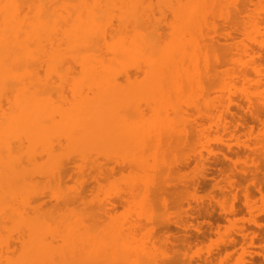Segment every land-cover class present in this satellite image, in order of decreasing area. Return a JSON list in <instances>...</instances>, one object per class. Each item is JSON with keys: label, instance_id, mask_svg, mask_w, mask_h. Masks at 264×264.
I'll use <instances>...</instances> for the list:
<instances>
[{"label": "bare ground", "instance_id": "1", "mask_svg": "<svg viewBox=\"0 0 264 264\" xmlns=\"http://www.w3.org/2000/svg\"><path fill=\"white\" fill-rule=\"evenodd\" d=\"M252 1L253 0H250L249 2H252ZM244 2H247V1H244ZM253 2H255V1H253ZM257 2L258 3L255 5L256 7L254 9H251L252 11L250 9H248V11L245 10V12L246 11L249 12V10H250V12H252V13H250L251 16L248 17V19L246 17V19L248 21L245 20L246 22L245 21L244 22L246 24L244 23L245 25L242 26V25H240V22H238V21H240V19L239 20L237 19L238 16L235 17L234 12L231 13V11H233V10L236 11L237 13L240 12L238 7H240L241 5L238 6L239 5L238 2L235 3L234 0H0V250H2L0 252V264H56V263L60 264L61 259L59 260L57 257H55V256H57V255H55L56 253L53 254L55 250H56V252L58 250H60L59 247L56 248L54 246L55 240L52 241V239H51V238H55L53 236H51V237L48 236V237L50 238L51 242H53V246L55 248V250L52 252L53 255H51L54 257V259H52L53 257L50 258L52 260V263L50 262L51 260L48 261V259H46V254H48V255L50 254V252L46 253V245H47L46 242H50V241H46V239H47L46 233H47L48 229L53 225L55 220L61 219V217H62V215L60 217V214L57 215L58 210H56V208H55L56 204L53 205L52 203H50V204H52L53 207L55 206L54 208L56 210L57 217H54L55 220L53 222L52 221L53 219L48 218V216L46 215L47 214L46 213V203L48 202V201L46 202V196L49 192V191L46 192V190H47L46 189L47 188L46 187V177L49 180V176L53 175L55 172H57V174H58V171H61V170H62L63 174H61V173L60 174L62 176H64V174H65V176L61 177V178L67 177L68 175H66L65 172H67V171L69 172L68 169H70V165L68 166L66 164H71V163L69 162V157H68L69 163H66V164H64L65 162L62 163V160L66 161V159H63L61 157H60L61 161L59 160L60 162H57V160H55L57 163L54 160L51 161V159L53 157L55 158L54 154L57 153V152L54 153V151L59 149V148H55V147H57V145L54 146V140H56L57 138L59 139V137H60V138H63V140L64 139L68 140L69 144L71 142L75 143L76 145L81 144L82 147L78 148L79 150H77L76 152L74 151L73 154L79 155V157L82 158L81 161H83V159H87L88 157L89 158L92 157L93 153H94V155H95V153L97 155V152L101 151V150H99L97 152H95V151L89 152L90 150H88L87 145L88 146L90 144L93 145V143H96L95 141L97 139H98V141L102 140L103 137L107 136L110 133L112 134V130H114V129L120 128V129H118L119 133L117 134L120 136L121 135L120 131L122 130L121 126H122V128L124 126L128 129L129 128V127H127L128 125H125V124L126 123L128 124V122H130L129 120H131V119H135L134 121H137V120L139 121L141 119H145L146 116L141 115V113L143 114V112H139L140 117H138L139 116L138 114H137L138 116L133 117L135 115H134L132 110H129L130 112L128 110H127L128 112H126V110H125V113L123 112L124 114L121 113V115H119L118 117L116 116L117 118H114V119H113V117L111 119H110V117H108L111 114V113L109 114L108 112L111 111L113 104L117 103L119 106L122 105L121 107H123L124 104H125V106H127V103L129 105H131L129 99L132 98L131 94L134 93V91L131 92L129 90L131 92L128 95L129 97L127 95L123 96L124 94L123 95L121 94L123 96L122 97L120 95V92H118L120 96L115 94L116 97H114L113 91L116 88L115 89L110 88V87H112V86L114 87L116 85H119L120 87L124 86L122 84L123 80L131 82V81H129V80L133 79L131 77V73H134L135 80H133V82H131L132 84L130 83V85L135 86V84H138V87L137 86L136 87H137V89H141V90H139L140 92L142 91V89L147 88V87L145 88L144 86H149V87L153 86V88H155V87L160 88L161 85H163V83L166 82V84H168L167 86H169L170 88H173V89H171L173 96L175 95L178 97V95L182 93V91L186 85H187L186 87H190V88H192L193 87L192 85L195 83L196 84L194 86L197 87L196 85L199 84L200 82L206 83L205 85H207L211 81V79H213L212 78L213 75H215L216 73L219 72L218 71L220 69L219 67H221V68L225 67L226 68V66L229 65L228 63L231 62L230 63L231 68L229 65V67H228L229 70L227 71V74L229 76L231 75L234 78V81H235V84H233L234 86H236V84H240V83H243L244 85H248L247 87H249V90L247 89L245 91L246 92L245 96H246L248 103H249V106L251 108V110H250L251 111V114H250L251 118H253L255 120H260V117H262V116H260L259 110L257 111V108H258L257 106L262 107L264 109V0H259ZM231 3H233L234 9L231 8L232 7ZM243 4H246V3H243ZM251 5L254 6V4H251ZM229 8L231 9V11L229 10ZM242 9H244V8H242ZM167 13L169 14L168 16H167ZM240 14H242V13H239V15ZM217 15H219V16L221 15V18L223 19L226 26L229 25L228 27H231L232 29L239 30V31L236 30L237 32H235L234 34L237 33V35H238V33H239L238 36L241 35L242 39L240 40L241 36H240V38L239 37L236 38L237 36L235 35L236 36L235 37L234 34H232L231 32H225L226 31L225 28H223L225 31L222 33V31H221L222 27L219 28L221 24L216 23L217 22L216 20L218 18ZM166 16L168 17L169 20L167 19ZM242 16H240V17H242ZM166 25H168V26H166ZM166 27H168V29H166ZM166 31H169V33L167 34ZM221 38L225 39L224 43L231 40L230 42H232V44H230V46L228 48L230 50L235 51V52L233 51L234 52L233 53L234 56L232 55L233 58L230 55L227 56L226 53H224L225 55L222 54L225 51L221 50L222 53L219 52V50L221 48L220 49L218 48V50H217V44H218L219 40H221ZM228 44H229V42H228ZM228 44H226V45H228ZM228 48L226 49V52L230 51ZM224 50H225V47H224ZM230 53H232V52H230ZM220 54H222V55H220ZM226 57L227 58L231 57L232 60L230 59V61L228 62L229 59L227 60ZM226 63H227V65H225ZM189 72H191V73L189 74ZM225 74H226V72L224 73V75ZM70 75H72V76L74 75L76 77H72ZM140 76L141 77L144 76V78H141ZM139 78H141V79H139ZM216 78H214V79L216 80ZM223 80H224V78H223ZM227 80L223 82V84L225 86L222 85L221 83L219 84L220 81L219 82L217 80L216 81L218 82L217 86L221 85V87L222 86L224 87V88L220 89L221 94L225 95L228 92L227 95H225L226 97H224V100H225V98H226V100L227 99L229 100V101L227 100L229 102V103L227 102L228 105L224 103V102H226V100L223 101L221 99L222 98L221 97L222 95H221V96H219L221 98L218 97L219 99H221L218 102L220 104L218 106V108H221V109H216L217 111L214 110V108H217L215 103H213L214 106H212V102L213 101L215 102V100L213 99V101L211 102L212 96L210 97L209 91L207 89H205L203 86H201V89H200L202 91L201 92L199 91L201 93V95H199V96H201L200 100L198 97V99L196 100V102L199 100L197 102V104L194 105V103H196V102H194L193 105L191 104V107L194 106V108L197 109V112L199 113V116L202 120L200 122L209 121L210 123H208V124L210 125V128L212 127V130L215 131V132L213 131V133H215V136L217 134H219L220 137H221L222 133H225V132L228 133L229 131H232L233 128L235 129L237 125L241 126V127L245 126L242 123V121H245L244 117L237 116L235 114L236 110L232 111L230 109V106L233 104H237V106L239 108H241L243 104L240 103L241 104L240 105L239 104L240 100L232 99L231 97H229V95L231 93L230 89H228V90L226 89L227 91L225 92V88L227 87L225 82H227V84L230 83V81H227ZM207 81H209V82L207 83ZM221 82H222V80H221ZM214 83H215V81H214ZM231 83H232V81H231ZM124 84H125V82H124ZM163 86H165V85H163ZM208 86H210V85H208ZM64 87L67 88L68 90H69V88L71 90H73L72 91L73 97L67 98V96L65 94L66 92H63V94H65V95H63L61 93V90ZM120 87L117 86V88H118L117 91L120 90ZM164 88L166 89V87H164ZM206 88H207V86H206ZM54 89H55V92L58 91L57 93L59 95L58 94L57 95L59 96L60 100L58 98L57 101H58V103L59 102L61 103V104L59 103L60 105L57 104L56 102H55V104L54 103L49 104V102H48V99H49L48 96L51 94L53 96ZM158 90H157L158 93L155 91L154 92L158 94V97L160 96V99H158V100L160 102H163L162 107L171 108V106H172V109H170V110L173 111L172 112L173 114H171V115H174L173 117H174V120L176 122L179 120L181 121L180 118H181L182 114H180V113H182V112L184 113V109L186 108L187 105L185 106V108L182 105L183 107L181 108V106H180L181 102H179L180 105L178 104V102H172L171 101L172 95H170V94L165 95L164 92H166L167 90L164 92L162 91L163 89L162 90L158 89ZM124 91H126V90H124ZM135 91H137L136 88H135ZM189 91H191V90H189ZM67 92L69 94V95L68 94L67 95L70 96L71 92L70 91H67ZM160 92L162 93L161 95H160ZM211 92H214L213 89ZM115 93H117V92H115ZM111 94H113V96ZM54 96L57 97L56 94ZM130 96H131V98H130ZM124 97H125V99H124ZM127 98H129V99H127ZM151 98H152V96H151ZM133 99H134V95H133L132 101H133ZM128 100H129V102H127ZM141 100H143V99H141ZM155 100H157L156 97H155ZM174 100H178V99L176 98ZM182 100L183 99L180 100V98H179L178 101H182ZM50 101H52V99ZM137 101L139 103V100H137ZM134 103H133V105H134ZM172 103L173 104L175 103V106H176V104H178V105L176 107H173L174 105ZM133 105H131V106H133ZM210 105L212 108L210 107ZM150 108H152V107H150ZM150 108L148 110H151ZM185 110H187V109H185ZM261 111H263V110H261ZM115 112H116V110H115ZM169 112L171 113V111H169ZM232 112H234V113H232ZM128 113H131V114L133 113V114L132 115L131 114L126 115ZM164 113H165V111H164ZM191 113H192V111H191ZM144 114H146V113H144ZM187 115H188V113H187ZM130 116H132V117H130ZM143 116H145V118ZM162 116H164V115H162ZM168 116L170 117L169 113L167 116H164V117H168ZM183 116H184V114H183ZM137 117H138V119L136 120ZM115 119H116L117 123L112 122V120H115ZM236 119L240 122L238 123V121H237V125L235 126L232 121H234ZM166 120H168V119H166ZM110 121L112 123H114L115 125L114 124L111 125ZM131 121H133V120H131ZM182 121H183V119H182ZM187 122L188 121H186V123ZM190 122H188V123H190ZM154 123H155V121H154ZM162 123L164 124V121ZM129 124H131V122ZM169 124H171V123L169 122ZM166 125L167 124H165L164 126H166ZM173 125H174V122H173ZM233 125L235 127H233ZM133 126H134V124H133ZM174 126H177V125H174ZM186 127H188V126H186ZM162 128L165 129V127H162ZM179 128L180 127H178L177 129H179ZM190 128H188V129H190ZM201 128H203V127L201 126ZM127 129H126V131H127ZM138 129H137V131H138ZM163 129H161V130L164 131ZM166 129H167V127H166ZM166 129H165V132L166 131L168 132V130H170V129H167V130ZM188 129H187V131H188ZM209 129L207 131H209ZM212 130L210 132H212ZM155 131H156V129H155ZM178 131H180V130H178ZM203 131H206V130L203 129ZM131 133H132V131H131ZM145 133H144V137H145V135H147V132H145ZM178 133L179 132H177V135H178ZM135 134H137V133H135ZM138 134H140V133H138ZM160 134H162V133L160 132ZM155 135L156 134H154L153 136H155ZM185 135H186V133H185ZM201 135H202V132H201ZM213 135L214 134H212L211 136H213ZM219 135H218V137H219ZM142 136H143V134H142ZM142 136H141L142 139L140 141V144L142 146L140 145V147L145 148V144L148 141H146V143H145V140ZM151 136H152V134H151ZM173 136L175 137L176 135H173ZM148 137L151 139L150 136H148ZM148 137H146V138L149 139ZM155 137H157V135ZM169 137H170V134H169ZM187 137H188V135H187ZM209 137H210V135H209ZM160 138H162V137H160ZM122 139H123V137H122ZM169 139H171V138H169ZM72 143H71V145H72ZM260 143H261V141H260ZM260 143L258 145H260ZM262 143H264V142H262ZM58 144H60V143H58ZM166 144H168V143H166ZM66 145H67V143H66ZM100 146L102 147L101 144H100ZM111 146H112V144H111ZM115 146H117V145H115ZM123 146H124V143H123ZM167 146H166V148L168 149L169 146L168 147ZM64 147H65V145H64ZM70 147H72V146H70ZM159 147H160V145H159ZM146 148H147V145H146ZM161 148H163V147H161ZM93 149H95V147ZM139 150L140 149H138L137 151H139ZM153 150H155V149L153 148ZM119 151L121 152V150H119ZM119 151H117V152H119ZM140 151H142V150H140ZM144 151H146V150H144ZM170 151H171V149H170ZM110 152L111 151H109V153ZM113 152H115V150ZM135 152H136V150H135ZM157 152H158V150H157ZM160 152H162V151H160ZM160 152H158V154ZM105 153H107V152H105ZM109 153H107V156L109 155ZM142 153H144V152H142ZM142 153H139V154H142ZM149 153L150 152H148L147 154H149ZM58 154H60V153L58 152ZM117 154H119V153H117ZM145 154L146 153H144V155ZM161 154H163V153H161ZM76 155L74 157H77ZM149 155H151V154H149ZM172 156L174 157V155H172ZM111 157H113V156H111ZM138 157H139V155H138ZM159 157H160V155H159ZM164 157H165V154H164ZM56 158L58 159V155ZM114 158H115V156H114ZM139 158H141V157H139ZM148 158H149V156H148ZM88 160H87V162H88ZM91 160H92V158H91ZM143 160H141V162ZM107 161H108V164L111 163V161H109V160H107ZM120 161H121V159H120ZM146 161H143V162L147 163ZM161 161H162V159H159V163ZM51 162H53V164H51ZM92 162L96 163L93 160H92ZM92 162H91V164H92ZM150 162H151V160H150ZM106 163L107 162H105V164H103V165L106 166ZM145 163H143L142 166H144ZM98 164H100V163L98 162ZM114 164H117V163H114ZM132 164L129 165V163H128L129 166H131ZM134 164H135V166H137L135 168L141 167V169L139 171L143 173L144 170H142L143 169L142 166L138 167V165H140V164H137V162H134ZM162 164H165V163H162ZM62 165H66L69 168H67L66 166H62ZM87 165H89V164H87ZM82 166L83 165H81V167ZM98 166L100 167L101 165H98ZM146 166L148 167V165H146ZM157 166H159V164H157ZM79 167L80 166H78V167L76 166L77 169ZM167 167H168V165H167ZM64 168H66L67 170ZM76 168H75V170H76ZM104 168H106V167H104ZM117 168H119V167H117ZM132 168H134V166ZM63 169L66 171L63 172L64 171ZM95 169H96V167H95ZM97 170L99 171V173L96 172L98 174L103 173V171H104L103 168L101 169V172L98 168H97ZM131 170L132 169H130V171ZM146 170H148V168ZM146 170H145V172H147ZM161 170H162V168H161ZM83 172H82V174H83ZM108 172L109 173L111 172V171H109V168H108ZM148 172H150V171H148ZM170 172L172 173L173 171H170ZM75 173H77V170ZM78 173H80V172H78ZM134 173H135V171H134ZM92 174H93V172H92ZM157 174L159 175V173H157ZM102 175L103 174H101V176ZM104 175H105V173H104ZM172 175H174V174H172ZM57 176H55V178ZM81 176H83V175H81ZM155 176H157V175H155ZM95 177H97V176H95ZM168 177H166V178H168ZM50 178L54 179V177H52V176ZM95 179H94V181H96ZM63 180H62V182H63ZM69 180H71V179L69 178ZM89 180H90V178H89ZM97 180H98V178H97ZM51 181H52V179H51ZM65 181H66V178H65L64 182ZM77 181L73 180V182H77ZM84 181H87V180H83V182ZM100 181H102V180H100ZM52 182H54V181H52ZM62 182H61V184H62ZM85 183H87V182L81 183V185L82 184L84 185ZM126 184L128 185V183H126ZM64 185H65V183H64ZM83 185H82V187H83ZM89 185L90 184H88L86 186V184H85V186L83 188L80 187L81 191H83V192H78L79 194L75 193V195L76 196L79 195L81 198V195H80L81 193L83 194L84 192H87V191H89V193H90L92 190L90 189ZM132 186L134 187L135 185H132ZM52 187H54V186L52 185ZM60 187H59V189H60ZM87 187H89L88 190L84 191L87 189ZM78 188H79V186H78ZM122 188H123V186H122ZM49 189H51V188H49ZM55 189H56V187H55ZM77 189H74V190L76 191ZM95 189H96V187L94 188V190ZM149 190H150V188H149ZM62 191H64V190H62ZM78 191H80V190H78ZM261 191H262V189H261ZM68 193H66L67 198H69L72 195V193H70V195H68ZM73 193H74V191H73ZM135 193H136V191H135ZM140 193L141 192H139V194ZM150 194H151V192H150ZM61 195L63 196L62 198L64 199V197H66L65 191L63 194L61 193ZM75 195L73 197H75ZM82 196L84 197L85 195L83 194ZM96 197H99V196H96ZM96 197H94V198H96ZM124 197L125 196H123V198ZM136 197H137V195H136ZM71 198L67 199L68 204L65 203V202H67V201H65L66 199H64V201L60 199L61 202L59 204H57V206L58 205L64 206V204H65V207H66V205L69 206L68 208H65V209L71 208L70 203L74 202L73 198H72L73 201L70 200ZM75 198H77V197H75ZM80 198L78 197L77 199H75V201L79 200ZM96 199H98V198H96ZM85 200H87V199H85ZM85 200H83L84 202H82V204L85 203ZM105 200H107V199H105ZM95 201H97V200H95ZM120 201H121V199H120ZM130 201H133V200H130ZM53 203H55V200ZM74 203H76V202H74ZM74 203L72 205H74ZM80 203H81V201H80ZM93 203H94V201H93ZM124 203H125V201H124ZM86 205H84V206H86ZM47 206H48V204H47ZM78 206L79 205H77V207ZM94 206H96V205H94ZM53 207H51V208H53ZM77 207H75V209L79 210L80 208L78 209ZM91 208L93 209V207H91ZM97 208L99 210V205ZM102 208L100 210H102ZM60 209H62V208H60ZM75 209H72V210L76 211ZM88 209L90 210V207ZM95 209H96V207H95ZM95 209H93V212H92L93 215L94 214L96 215V213L99 212V211L97 212V209L95 211ZM62 210H59V211L62 212ZM83 210H85V209H83ZM89 210H87V212ZM48 211H49V209H48ZM105 211H106V209H105ZM53 212H52V214H54ZM76 213H78V212H76ZM155 213H156V211H155ZM162 213H160V214H162ZM74 214L75 213H73V215ZM79 214L84 215L82 213H79ZM89 214H90V212H89ZM89 214H88V216L95 217V219H96L95 215L93 216V215H91V214L89 215ZM106 214H108V212ZM56 215H54V216H56ZM100 215L101 214H99L97 216H100ZM108 215L110 216V213ZM104 216H106V215H104ZM109 216H107V217L109 218ZM51 217H53V216H51ZM63 217H64V214H63ZM68 217L70 218V216H68ZM82 217H84V216H82ZM92 217H90V218H92ZM50 219L53 223L50 224V227L48 228V226L46 225V221L49 222ZM66 219L68 220L67 217H66ZM88 219H87V221H88ZM156 219H158V218H156ZM94 220H93V222H94ZM111 220H113V219L109 218L108 221L111 222ZM51 221H50V223H51ZM57 221H59V220H57ZM61 221L64 222L63 220H61ZM61 221H60V224L62 223ZM82 221H80V222L78 221L76 223L78 228L80 225L79 223H81ZM102 221H103V219H102ZM66 222H68V221H66ZM97 222L98 221L95 222L96 226L94 224H92L94 227H92V228L90 227L91 229L89 228L88 224H86L88 226V231H91L92 234H93V231H92L93 229L95 230L96 228L98 229L100 227L101 222L100 223H97ZM155 222H156V220H155ZM157 222H158V220H157ZM73 223H71V224H73ZM83 223H84V221H83ZM56 224H58V222ZM56 224H54V225H56ZM68 224H70V221L68 223H66L65 225L67 226ZM98 224H99V227H97ZM108 224L109 223L107 222V224H105V225L107 226ZM144 224H145V222H144ZM61 225L62 226L57 225V227H58L57 229H59V227L60 228L63 227L64 223H62ZM74 225H75V223L73 224V228H74ZM92 225H90V226H92ZM252 225H254V224H252ZM84 226L85 225H83L80 228H83ZM87 226L84 227L85 231H87L86 230ZM104 227L105 226H103V228ZM63 228L65 229V226ZM63 228H61V230H64ZM145 228H146V226H145ZM68 229H70V228L68 227ZM52 230H54V229L52 228ZM61 230L59 229V231L62 232V235L60 233V236L62 237L65 233H63V231H61ZM73 230L75 231V229H73ZM81 231H83V229ZM81 231H80V234L83 233L82 234L83 236H84V234H85V236L87 234H89L87 232H81ZM96 231L97 230H95V232ZM109 231H110V233L112 232L111 229ZM109 231H107V232L105 231L106 234H108ZM52 232L54 233L55 230ZM70 232H71V230H70ZM70 232L66 233L69 236V238L71 236V234L69 235ZM110 233H109V235H110ZM73 234H75V232ZM80 234L78 233L79 236H80ZM103 234L105 235V233H103ZM103 234H102V238H103ZM99 235L101 236V233ZM54 236H55V234H54ZM65 236L62 237L65 239V242L63 243L64 247H62L63 253L65 250H67V248H66L67 245H65V243L67 242V244H68L67 240H69V238H67V240H66ZM73 236L74 235H72V237ZM83 236L82 237L80 236V239H75V237H77V236H74V238H72V237L71 238L74 239L73 240L74 242H78L80 240H83V242H84L85 240H88V238H85V236H84L85 240L82 239ZM89 237H91V236H89ZM122 237H121V239H122ZM125 237H127V236H125ZM125 237H124V240L126 239ZM93 238H94V236L92 237V239ZM100 238H98V239L100 240ZM129 238L127 239V241L129 240ZM138 239H140V238H138ZM76 240H78V241H76ZM93 240L95 243L93 241H91V242H93L95 245L97 242L99 243V240H97V239H96L97 241H95V239H93ZM103 240H108V238L107 239L103 238ZM59 241L60 240H58V242ZM58 242L56 240L57 244H58ZM101 242H102V239L100 241V245L103 246L105 243H101ZM114 243L112 242V244H114ZM81 244L83 245V243H81ZM81 244L79 243L77 245V243H76V245L79 247V249H77V250L81 249ZM84 244L87 245L86 243H84ZM108 244H106V246H109L111 244V242L109 245ZM68 245L70 246V244H68ZM85 245H83L84 248H85ZM74 246H75V244H74ZM77 246H76V248H77ZM122 246H124V245H122ZM99 247L100 246H98V248ZM116 247L120 248L121 246L119 244V246L116 245ZM69 248H68V250H69ZM76 248H75V252L77 253ZM98 251L99 250H97V253H98ZM69 252L70 251H68V253ZM71 252H73V251H71ZM78 252H80L79 253V257H80L81 251H78ZM120 252H122V251H120ZM68 253L65 252V255ZM76 253L74 254V256H76ZM2 254H4V255H2ZM116 254L118 255L117 251H116ZM58 255H60V254H58ZM65 255H64V257H65L66 262H64L65 260H62L61 264H64V263L69 264L68 261L69 260L71 261V259H72L71 262L73 264L75 261V260H73V257L67 258L66 257L67 255L66 256ZM103 255H104V253H103ZM68 256H69V254H68ZM82 256H83V253H82ZM106 256H105V258H106ZM134 256H135V254H134ZM180 256H181V253H180ZM115 257H116V255H115ZM66 258L69 260H67ZM74 258H76V257H74ZM88 259H89V257H88ZM56 260H57V262H56ZM78 260L79 259H77V262L75 264H78ZM94 261H96L98 263L97 259L94 260V258H93V260L90 261L91 264H97ZM148 261H146V262L144 261L145 264ZM101 262H99L98 264H101ZM138 262H140V261H138ZM163 263H165V261ZM187 263H185V264H187ZM238 263L239 264H247V261L242 259V260H239ZM81 264H83V262ZM178 264H180V262Z\"/></svg>", "mask_w": 264, "mask_h": 264}, {"label": "rangeland", "instance_id": "2", "mask_svg": "<svg viewBox=\"0 0 264 264\" xmlns=\"http://www.w3.org/2000/svg\"><path fill=\"white\" fill-rule=\"evenodd\" d=\"M234 1H235V3L238 2V4H239L238 6H240V5L242 6V7L241 6L238 7L239 11H240L239 13H242V14L239 15V13H237L236 11L233 10L234 9V6H233L234 2L231 3L232 4L231 8H233L232 9L233 11H231L230 8H229V10L231 11V13L234 12L235 17L238 16L237 19L238 20L240 19V21H238V22H240V25L244 26L246 24L245 20H247L248 17L251 16L250 13H252V12H250V10L254 9L256 7L255 5L258 3L257 1H259V0H257V1L253 0L255 2H253V1L249 2L250 0H237V1L234 0ZM244 1H247L248 3L244 2ZM243 3H246V4H243ZM251 4H254V6ZM242 8H244V9H242ZM248 9H250L249 12H247ZM245 10H247L246 11L247 13L245 12ZM168 13H167V16L169 15ZM240 16H242V17H240ZM217 17L218 18L216 20L217 21L216 23L221 24L219 28L222 27L221 28L222 33L225 31L223 28L226 29L225 32H231L232 34L239 31L237 29H232L231 27H228L229 25L226 26L223 19L221 18V15L220 16L217 15ZM246 17H247V19H246ZM167 19H168V17H167ZM166 26H168V25H166ZM166 29H168V27H166ZM166 33L168 34L169 31H166ZM238 35H239V33H238ZM238 35H237V33L234 34V36L236 38H238V37L240 38L241 35L240 36H238ZM241 39H242V36H241L240 40ZM224 41H225V39L221 38V40H219L218 44L216 43L217 44V50H218V48L219 49L221 48L219 50V52H221V50L225 51V52H223V53L221 52V53L222 54L226 53L227 56L230 55L233 58V56H234L233 53L235 51L230 50L228 48L230 46V44H232V42H230L231 40L227 41L225 43H224ZM228 42H229V44H228ZM226 44H228V45H226ZM224 47H225V50H224ZM227 48L230 51L226 52ZM230 52H232V53H230ZM222 54H220V55H222ZM231 57H228V58L226 57L227 60L229 59L228 62L230 61V59L232 60ZM230 63H228V64L230 65ZM225 65H227V63ZM229 65L226 66V68L225 67H223V68L219 67L220 69L218 71L220 73L219 72L216 73L215 75H213L212 78L214 79L217 77L218 79L216 78V80L218 82L220 81L219 84L221 83L222 85H224L223 82L226 81L227 79H228L227 81H230V83L232 81L231 84L228 82L230 85L227 84V82H225L226 86H227L225 88V92L228 89H230L231 93H230L229 97H231L232 99H238V100H240L239 104L240 103L243 104L241 108H239L237 106V104H233L230 106V109L232 111L236 110L235 114L237 116L244 117L245 121H242V123L245 126H243V127L238 126L237 125L238 120L236 119V120L232 121L235 126L237 125L236 128L235 129L233 128V130L231 129L232 131H229L228 133L227 132L222 133L221 137L219 134H217L216 136L218 137V135H219V137H218L219 139L215 136V133H213L214 130H212V127L210 128V125L208 124L210 122L209 121L200 122L202 120L199 116V113L197 112V109H195L194 106H192L193 108L191 107V104L193 105V103L196 102L198 97L200 100L201 96H199V95H201L200 92L202 91L200 89H201V86H203L205 89H207L209 91L210 97L212 96L211 102L213 101V99L215 100V102L214 101L212 102V106H214L213 103H215V105L217 106V108H214V110L221 109V108H218V106L220 105L218 102L221 99L223 101H225L226 98L224 100V97H226L225 95H227L228 92L225 95L221 94L220 89H222L224 87L223 86L221 87V85L217 86L218 82L215 79L214 80L211 79L210 82L207 81V83L208 82L210 83V84L208 83L207 85H205L206 83H201V82L200 83L198 82L199 84L196 85L197 87L194 86L196 83L192 85L193 86L192 88L186 87L187 86L186 85L183 89L184 92L182 91V93L179 94L177 97L175 95L173 96L172 91H171V89H173V88H170L169 86H167L168 84H166V82L163 83V85H165V86L161 85L160 88H157L155 86H154L155 88H153V86H150V87L144 86L145 88L146 87L147 88L142 89V91L140 92L139 90H141V89H137L138 84L134 83L135 86L130 85V83L133 82V80H135L134 73H131V77L133 78V79L131 78L132 80H129L131 82H128L126 80H123V81L121 80L122 84L124 86L120 87L119 85H116V86H114V87L112 86L110 88L111 89L116 88L115 89L116 91L113 89L114 90L113 91L114 97H116V95H119L118 92H120V95L124 94L123 96H126V95L128 96L131 92L134 91V93L131 94L132 98L134 95L133 101H132L131 96H130L131 99L127 98L130 100L131 105H133V103L135 102L134 105L131 106L127 103V106H125V104H124L125 107L124 106L121 107L122 105L119 106L117 103H115L117 106L115 104L112 105L111 111L108 112L109 114L110 113L111 114L110 115L108 114L109 115L108 117H110V119L113 117V119H114V118H117L119 115H121V113H123V112L125 113V110H126V112H128L129 110H132L134 115H135L133 117L138 116L140 114L139 112H143V114L141 113V115H145L146 118H145V116H143L145 119H141V120H139L140 121L139 122L137 120L138 117H140V115H139L136 118V120L138 122L134 121L135 119H131V120H133V121L129 120L131 122V124H129L130 122H128V124L127 123L125 124V125H128L127 126V127H129L128 129L124 126L122 128V126H121L122 130L120 131V134H121L120 136L117 135L119 133L118 129H120V128L114 129V130H112V134L111 133L108 134L107 136L103 137L102 140L98 141V139H97L95 141L96 143L92 142L93 145L92 144H90L89 146L87 145L88 150H90L89 152H93V151L97 152L99 150H101L102 152L101 151H99L100 153L97 152V155L95 153L96 156L93 153L92 157H90V158L88 157L87 159H83V161H81L82 158H80L79 155L73 154L74 151L76 152L77 150H79L78 148L82 147L81 144L76 145L75 143L71 142L72 143V145H71V143L70 144L68 143V140H65V139L63 140V138H60V137H59V139L61 141L58 138H57L58 140L57 139L54 140V146L57 145V147H55V148H59V149L54 151V153L57 152L56 154H54V156L56 158L58 155V159L57 158L55 159L53 157L51 159V161L57 160V162H60L61 161L60 157H61L63 159H66V161L62 160V163L65 162L64 164H66V163L70 162L72 165L66 164L68 166L70 165V169H68L69 172L67 171L68 173L65 172L67 170L66 168H64L66 170L63 169L64 170L63 172H65L66 175H68L67 177H65L66 178L65 182H64L65 178H61V177L65 176V174H64V176L61 175V174H63L62 170L58 171V174H57V172H55L53 175H51L52 177H54L55 180L53 178H50L51 176H49V180L46 177V187H47L46 192L49 191L48 194L46 193L48 196V197L46 196V202L47 201L49 202V203L48 202L46 203V213H47L46 215L48 216V218L53 219L52 220L53 222L55 220L54 217H57L58 214H60V217L62 215L61 219L56 218L59 221L55 220L54 223L51 221V219L49 220V222L46 221V225L48 226V228L50 227V224L53 223V225L48 229V231L46 233V238H47L46 241H50V242H46V244H47L46 245V253L50 252L49 255L46 254V259H48V261L51 260L50 258L53 257L51 255L56 253L55 255H57V256H55V257H57L59 260L61 259L60 261L62 262V260H65V257H64L65 252L68 253V251H70L68 253L69 256H68V254H66L67 256L66 255L65 256L67 258L73 257V260H75L73 264H75L77 262V259L80 260V261L78 260V264H81L82 262H83V264H87L88 262H89L88 264H91L90 261L93 260V258H94V260L97 259L98 263L102 261L103 263L101 262V264H107L108 262H109L108 264H118V263L119 264H145V262L148 260L149 261L146 264H158V263L159 264H171V263L172 264H175V263L178 264L179 262H180V264H185L187 262H188L187 264H239L238 261L242 260V259L246 260L247 264H264V143H262V142H264V109L262 107L257 106L258 107L257 111L259 110L260 116H262V117H260V120L262 122L260 120H255V119L251 118V115H250L251 114V111H250L251 108H250L248 100L245 96V93H246L245 91L247 89L249 90V87H247L248 85H244L243 83L236 84V86L233 85V84H235L234 78L231 75H230L231 76L230 77L227 74V71L229 70L228 69ZM230 68H231V65H230ZM225 72H226V74L224 75ZM190 73L191 72H189V74ZM70 76H72V75H70ZM72 77H76V76L73 75ZM141 78H144V76ZM141 78H139V79H141ZM223 78H224V80H223ZM221 80H222V82H221ZM214 81H215V83H214ZM124 82H125V84H124ZM208 85H210V86H208ZM117 86L120 87L119 91H117L118 90ZM206 86H207V88H206ZM134 87L136 88L137 91H135ZM164 87H166V89ZM211 88L213 89L214 92H211L212 91ZM158 89H161V90L163 89L162 90L163 92L167 90L169 93L166 91V92H164L165 95H167V94L172 95L171 96L172 102H178L179 105H180L179 102H181V105H180L181 108L183 106L185 108V106L187 105L185 108L187 110L184 109V113L182 111H181L182 113H180V114H182V116L180 118L181 121L179 120L176 122L174 120V117H173L174 115H171V114H173L172 113L173 111L170 110V109H172V106H171V108L162 107L163 102H160L158 100V99H160V96L158 97V94H157ZM66 90L71 92L70 96H68L69 94ZM124 90H126V91H124ZM189 90H191V91H189ZM72 91L73 90H71L70 88L68 90L67 88L64 87L61 90V93L63 94V92H66L65 94H66L67 98L68 97L71 98V97H73ZM154 91L157 93H155ZM57 92L58 91L55 92V89H54V93L57 96V97H55L54 96L55 94L53 93V96L55 98L52 96V94L48 96V98L50 100L52 99V101H50L48 99L49 104H53V103L55 104V102L57 104L60 103V102L58 103V101H57L59 98V96H58L59 94ZM115 92H117V93H115ZM161 92H160V95L162 94ZM65 94H63V95H65ZM113 94H111V95L113 96ZM151 96H152V98H151ZM219 96H221L222 98ZM155 97L157 100H155ZM218 97L221 99H219ZM176 98L178 100H179V98H180V100L181 99H183V100L182 101L174 100ZM124 99H125V97H124ZM141 99H143V100H141ZM59 100H60V98H59ZM129 100L127 102H129ZM137 100H139L140 104L138 103ZM227 100L224 103L228 105L229 100L228 101ZM197 102L194 103V105L197 104ZM178 104H176V106ZM173 105H174L173 107H176L175 103ZM150 107H152V108H150ZM210 107H211V105H210ZM135 108L137 110L139 109L140 111L139 110L137 111ZM149 108L151 110H148ZM115 110H116V112H115ZM261 110H263V111H261ZM164 111H165V113H164ZM169 111H171V113ZM191 111H192V113H191ZM144 113H146V114H144ZM168 113H169L170 117L169 116L164 117V116H167ZM187 113H188V115H187ZM232 113H234V112H232ZM129 114H131V113H128L126 115H129ZM183 114H184V116H183ZM162 115H164V116H162ZM130 117H132V116H130ZM161 119L164 121V124L162 123L163 121ZM166 119H168V120H166ZM182 119H183V121H182ZM154 121H155V123H154ZM186 121H188V122L191 121V122L190 123L187 122L188 123L187 124ZM112 122L115 123L116 119L112 120ZM112 122L110 123L111 125L114 124ZM169 122L171 124H169ZM173 122H174V125H177V126H174ZM239 122L240 121H238V123ZM133 124H134V126H133ZM165 124H167V125L164 126ZM234 125H233V127H235ZM186 126H188V127H186ZM201 126L203 128H201ZM162 127H165V129L167 127V129H170L171 131L168 130L169 133L167 131L165 132V129H163ZM178 127H180V128L177 129ZM160 128L163 129L164 131H162ZM188 128H190L191 130ZM126 129H127V131H126ZM137 129H138V131H137ZM155 129H156V131H155ZM187 129H188V131H187ZM203 129L206 131H203ZM208 129H209V131H207ZM178 130H180V131H178ZM211 130H212V132H210ZM131 131H132V133H131ZM144 131L147 132V135H145V137H144V133H145ZM160 132L162 134H160ZM177 132H179L180 134L178 133V135H177ZM184 132L186 133V135ZM201 132H202V135H201ZM135 133H137V134H135ZM138 133H140L141 135ZM142 134H143V136H142ZM151 134H152V136H151ZM154 134H156L157 137H155L156 135L153 136ZM169 134H170V137H169ZM212 134H214V135L211 136ZM173 135H176V136L174 137ZM187 135H188V137H187ZM209 135H210V137H209ZM141 136L144 138L145 143H146V141H148L145 144V148L140 147V145H141L140 141L142 139ZM148 136H150L151 139ZM122 137H123V139H122ZM146 137H148L149 139H147ZM160 137H162V138H160ZM169 138H171V139H169ZM260 141H261V143H260ZM58 143H60V144H58ZM66 143H67V145H66ZM123 143H124V146H123ZM166 143H168V144H166ZM259 143H260V145H258ZM100 144L102 145V147L100 146ZM111 144H112V146H111ZM64 145H65V147H64ZM69 145L72 147H70ZM115 145H117V146H115ZM146 145H147V148H146ZM159 145H160V147H159ZM166 146L168 147L169 150L166 148ZM94 147H95V149H93ZM161 147H163V148H161ZM153 148L155 150H153ZM138 149H140L142 151H140V150L137 151ZM170 149H171V151H170ZM114 150H115V152H113ZM119 150H121V152ZM135 150H136V152H135ZM144 150H146V151H144ZM157 150H158V152H160V151H162V152H160L158 154ZM109 151H111V152L109 153ZM117 151H119V152H117ZM58 152L61 155L58 154ZM105 152L109 153V155L107 156V153H105ZM142 152H144L146 154L144 155V153H142ZM148 152H150L149 154H151V155L147 154ZM117 153H119V154H117ZM139 153H142V154H139ZM161 153H163V154H161ZM164 154H165V157H164ZM75 155L77 157H74ZM138 155L141 158H139ZM147 155L149 156L150 159L148 158ZM159 155H160V157H159ZM172 155H174V157ZM111 156H113V157H111ZM114 156H115V158H114ZM68 157H69V162H68ZM91 158L96 163L92 162ZM158 158L162 159V161L160 163H159ZM120 159H121V161H120ZM140 159L141 160L144 159L143 161L147 160L146 161L147 163L142 161L143 163H145V165L142 166L143 163L141 162ZM87 160H88V162H87ZM107 160L111 161L112 164L111 163L108 164ZM150 160H151V162H150ZM97 161L100 164H98ZM91 162H92V164H91ZM105 162H107L106 166L103 165V164H105ZM113 162L117 163V164H114ZM134 162H137V164H140V165H138V167L142 166V168H143L142 170H144L143 173L139 171L141 169V167L135 168L137 166H135L136 163L134 164ZM128 163H129V165L132 163L133 164L131 166H129ZM162 163H165V164H162ZM51 164H53V162H51ZM87 164H89V165H87ZM157 164H159V166H157ZM66 165H62V166H66ZM81 165H83V166L81 167ZM98 165H101V166L99 167ZM146 165H148V167ZM167 165H168V167H167ZM76 166L77 167L80 166L81 168L79 167L77 169ZM133 166H134V168H132ZM95 167H96V169H95ZM104 167H106V168H104ZM117 167H119V168H117ZM67 168H69V167H67ZM75 168L77 170V173H75L76 172ZM97 168L100 170V172H101V169L103 168V170H104L103 173L98 174L99 171L97 170ZM108 168H109V171H111L110 173L108 172ZM147 168H148V170H146ZM161 168H162V170H161ZM130 169H132V170L130 171ZM135 169L136 170L138 169V170L136 171ZM133 170L135 171V173ZM145 170L147 172H145ZM148 171H150V172H148ZM170 171H173V172L171 173ZM78 172H80V173H78ZM82 172H83V174H82ZM92 172H93V174H92ZM96 172H98V173H96ZM104 173H105V175H104ZM157 173H159V175ZM101 174H103V175L101 176ZM172 174H174V175H172ZM54 175L57 177L55 178ZM81 175H83V176H81ZM94 175L97 177H95ZM155 175H157V176H155ZM166 177H168V178H166ZM69 178L71 180H69ZM89 178H90V180H89ZM97 178H98V180H97ZM51 179L54 182H52ZM94 179L96 181H94ZM62 180L65 183V185L62 182ZM73 180H76V181L78 180V181L73 182ZM83 180H87L84 182H87L88 184H90L89 186H90V189L92 191L89 193V191H87L89 187H87V189L84 190L87 192L83 193L85 196L83 197L82 196L83 194L81 193L80 194L81 198H80V196L79 195L76 196L75 193L77 194L78 192H83V191H81V188H80L83 185V184L81 185V183H84ZM100 180H102V181H100ZM61 182H62V184H61ZM87 183H85L86 186L88 185ZM126 183H128V185ZM85 184L83 185V187L85 186ZM52 185L54 187H52ZM132 185H135V186L133 187ZM78 186H79V188H78ZM122 186L125 190L122 188ZM48 187L51 189H49ZM55 187H56V189H55ZM59 187H60V189H59ZM95 187H96V189L94 190ZM149 188L151 191L149 190ZM74 189H77V190L75 191ZM261 189H262V191H261ZM62 190L65 191V196H66V193H68V192H69L68 195H70V193H72V195L70 197L69 196L68 197L69 198L72 197L74 202H76V203H74V202L70 203L71 208H69V209H65V208L69 207L67 205L65 207V204H64V206H60V205L57 206V204H59L61 202V200L64 201V199H66L65 201H67V199H69V198H67V196L64 197V199L62 198L63 196L61 195V193L62 194L64 193V191H62ZM78 190H80V191H78ZM134 190L136 191L137 194L135 193ZM73 191H74V193H73ZM139 192H141V193L139 194ZM150 192H151V194H150ZM73 194L75 195V197H77V198L79 197L81 200L80 199L77 200L78 202L75 201V199H77V198L73 197L74 196ZM136 195H137V197H136ZM96 196H99V197H96ZM123 196H125V197L123 198ZM94 197H96L98 199H96ZM72 198L70 200H72ZM82 199L83 200L87 199L88 201L85 200V203L82 204V202H84ZM105 199H107V200H105ZM120 199H121V201H120ZM129 199L133 200V201H130ZM54 200H55V203H53ZM95 200H97V201H95ZM80 201H81V203H80ZM93 201H94V203H93ZM124 201H125V203H124ZM50 203H52L53 205L56 204V207L55 206L54 207L56 208V210H58L57 215H56L55 208ZM65 203L68 204V201ZM73 203H74V205H72ZM92 203L96 206H94ZM47 204H48V206H47ZM77 205H79V206L77 207ZM84 205H86V206H84ZM98 205H99V210L97 208ZM50 206L53 207L54 209L51 208ZM57 207L58 208L60 207L63 210L60 208L58 209ZM75 207H77L78 209L80 208V209L76 210ZM89 207H90V210L88 209ZM91 207H93V209H95V207H96L97 212L99 211L98 213L101 214L100 215L101 217L97 216V215H99L98 213H96V215L94 214L96 216V219H95V217L88 216L89 212L91 215H93L92 214L93 209ZM101 208L103 211L100 210ZM48 209H49V211H48ZM72 209H75L76 211H73ZM83 209H85V210H83ZM96 209H95V211H96ZM105 209H106V211H105ZM59 210H62V212ZM87 210H89V211L87 212ZM51 211L52 212L54 211L53 212L54 214H52ZM155 211H156V213H155ZM76 212H78V213H76ZM105 212L106 213L108 212V214L110 213V216L108 214H106ZM73 213H75L76 215L75 214L73 215ZM79 213H82L84 215H80ZM160 213H162V214H160ZM63 214H64V217L66 216L68 218V220L66 219V217L65 218L63 217ZM54 215H56V216H54ZM104 215H106V216H104ZM51 216H53V217H51ZM68 216H70V218ZM82 216H84V217H82ZM107 216H109V218L113 219V220H111V222L108 221L109 218ZM90 217H92L93 219ZM156 218H158V219H156ZM81 219L84 221V223ZM87 219H88V221H87ZM102 219H103V221H102ZM61 220H63L64 222H62ZM93 220H94V222H93ZM155 220H156V222L158 220V222L156 223ZM50 221H51V223H50ZM60 221L62 223H64L63 227L65 226V229L63 227H61V228H63L64 230H61L60 227H59V229L61 231H63V233H65L62 237H64L66 235L65 236L66 240H67V238H69V236L66 233L70 232V230H71V232L69 233V235L71 234V236H70L69 240H67L68 244H70V246L67 244V242L65 243V245H67V247H66L67 250H65L64 253H63L62 247H64L63 243L65 242V239L60 236V233L62 235V232H60L59 229H57L58 228L57 225L62 226L61 225L62 223L60 224ZM66 221H68V222L70 221V224H68L67 226L65 225L66 223H68ZM78 221L79 222L82 221L81 223H79L80 224L79 228L76 225V223ZM96 221H98L97 223H100L101 221L102 222L100 223V227L98 224L97 227H99V228L95 229V230H97L96 231L97 233L93 229L92 230L93 234H92L91 231H88V226H89V228L94 227L92 224H94L96 226V224H95ZM57 222H58V224H56ZM73 222L75 223L74 228H73V224H74ZM107 222L109 224L106 226L105 224H107ZM144 222H145V224H144ZM71 223H73V224H71ZM251 223L254 225H252ZM54 224H56V225H54ZM86 224H88V226ZM101 224L105 227L103 228V226ZM83 225L87 226L86 227L87 231L84 230L85 226L83 228H80ZM90 225H92V226H90ZM145 226H146V228H145ZM68 227L70 229H68ZM52 228L55 230L54 233L52 232V231H54V230H52ZM73 229H75V231ZM78 229L80 231L83 229V231H81V232L89 233L86 236L84 234L85 238H88V240L84 239V236L82 235L83 233L80 234V231ZM110 229L112 230L111 233L109 231ZM105 231L106 232L109 231L110 235H109V233L106 234ZM74 232H75V234H73ZM102 232L105 233V235ZM78 233L80 234L81 237L83 236L82 239H84L86 242L85 241L83 242V240H80V241L76 240L78 242L73 241L74 239H72V238H74V236H77V237H75V239H80V236L78 235ZM100 233H101V236L99 235ZM54 234H55V236H54ZM102 234H103V238L104 239L108 238L109 241L103 240ZM72 235H74V236L72 237ZM48 236L55 237V238H51V239H52V241L55 240L54 246L56 248L59 247L60 250L57 249L58 251L56 252V250L53 246V242H51V240ZM89 236H91V237H89ZM93 236H94L93 239H95V241L99 240L98 238L101 237L99 240V243L97 242L96 245L94 244L95 242L92 239ZM125 236H127V237H125ZM121 237H122V239H121ZM124 237L126 238L125 240H124ZM128 238L130 240V241L128 240L129 242L127 241ZM138 238H140V239H138ZM101 239H102L101 243H105L104 244L105 246L100 245ZM56 240H57V242H58V240H60L58 242V244L56 243ZM91 241H93L94 243ZM110 242H111V244H110ZM112 242L113 243L115 242V243L112 244ZM73 243L75 244V246ZM76 243H77V245L79 243L80 244L83 243V245H85L84 243H86L88 246L85 245V248H86L85 249L83 247V245L81 244V249L77 250V249H79V247L76 245ZM106 244H108L109 246H106ZM119 244L121 247L120 248L116 247V245L119 246ZM122 245H124V246H122ZM76 246H77V248H76ZM98 246H100V247L98 248ZM68 248H69V250H68ZM75 248H76L77 253L75 252ZM84 249L86 251L87 250L88 251L86 252ZM97 250H99L100 252L102 251L104 253V255L102 252L100 253L99 251L97 253ZM1 251L2 250H0V252ZM53 251H54V253L52 254ZM71 251H73L74 253ZM78 251H81L80 257H79L80 252H78ZM116 251H117L118 255L116 254ZM120 251H122V252H120ZM75 253H76V256H74ZM82 253H83V256H82ZM180 253H181V256H180ZM58 254H60V255H58ZM114 254L116 255L117 258L115 257ZM134 254H135V256H134ZM2 255H4V254H2ZM105 256H106V258H105ZM74 257H76V258H74ZM88 257H89V259H88ZM52 259H54V257ZM57 260H56V262H57ZM67 260H69V259H67ZM71 261H72V259H71ZM71 261L70 260L68 261L69 264H72ZM138 261H140V262H138ZM162 261L163 262L165 261V263H163ZM50 262L52 263V260ZM61 262H60V264H61ZM64 262H66V260ZM94 262H96V261H94Z\"/></svg>", "mask_w": 264, "mask_h": 264}]
</instances>
